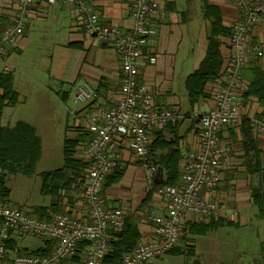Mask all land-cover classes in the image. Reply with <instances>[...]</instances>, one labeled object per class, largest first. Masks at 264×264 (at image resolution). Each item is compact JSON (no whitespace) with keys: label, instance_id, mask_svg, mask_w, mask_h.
<instances>
[{"label":"crops","instance_id":"1","mask_svg":"<svg viewBox=\"0 0 264 264\" xmlns=\"http://www.w3.org/2000/svg\"><path fill=\"white\" fill-rule=\"evenodd\" d=\"M18 1L0 0V37L6 24L15 16ZM87 1L95 6L104 24H118L125 30H130L135 25V20L132 17L134 0ZM157 1L161 11L159 15L149 20L150 25L154 28V34L142 48L144 59L140 66L139 81L145 84L152 93L155 108L176 109L182 114V118L171 125L157 127L149 131L150 147L153 148L150 156L155 166L153 177L150 176L142 159L135 153L132 147V138L127 135L118 136L117 148L113 155L117 160V165L124 172L118 182L106 186L102 190L105 207L121 210L126 219L138 228L141 233V243L150 241L156 236V225L149 218L151 213L166 214L168 211V203L158 194L157 187L165 185L169 170L168 161L172 157V150L180 151L179 177L174 183V185H180L186 164L185 156L188 153L200 151L195 114L199 110L208 112L215 107L214 95L223 80L222 75L216 81L208 83L207 96L195 104L191 103L188 93L190 108L183 112L182 99L176 92H180V85L186 87L188 76L201 66L207 55L211 36V20L205 16L210 26V35L207 38L208 44L205 51L197 61L195 68L184 78L185 80L178 83L176 80L177 61L184 40L183 29L186 27L189 17L180 6L179 0ZM209 2L220 9L224 26L233 28L240 21V13L234 0H210ZM263 36L264 21L259 24L252 37L254 41H258ZM222 40L225 44L230 43L229 38L223 37ZM14 53H17V59L11 56ZM36 53H39L41 66L52 69L50 74L44 73V71L38 74L28 69L27 66L32 63ZM223 53L226 57L223 66L224 74L229 50L223 47ZM149 56L156 59L155 64L150 63ZM6 60L11 66L12 87L18 94L17 104L20 101L29 102L34 94L44 112L48 107L50 108L49 117V114L46 116V114L38 112V120H35L36 117L29 116L17 120L14 125L2 126L0 123V129L4 130H12L19 123H25L34 130L40 139L41 156L35 173L27 177H33L40 165L46 164V169L40 172L42 193L43 173L60 169L64 165L63 159V165L59 168H48L50 160L46 161V157L51 153V147H47L45 144L47 134L57 131V136L54 135L53 138L59 139L60 131L64 129L63 155L65 141L68 138L76 141L75 159L83 162L89 160L87 148L93 137L92 126L95 123L93 117L97 114L96 123H101L103 119L100 114L115 106L120 97V56L110 45L94 40L85 33L84 26L72 3L58 0L51 4L47 0H36L32 14L25 21L23 35L15 45L7 48ZM53 67H55L54 72ZM257 69L264 70V57L250 59L242 70L241 85L237 97V108L242 116V121L238 125L223 127L220 134V143L230 148V160L222 170V180L219 185L214 189H205L202 193V196L207 200L215 201L218 204L219 212L210 218L197 215L186 216L182 224L184 231L181 233L180 244L177 246L180 253L173 255L187 253L188 249H192L194 252L193 247L190 246L193 237L206 236L221 228H233L235 232H238L251 224L253 220L261 219L263 222L262 237L257 235L259 236L258 249L250 251L246 248L243 257L236 264H264V216L261 215L253 200V189L258 186L264 188V136L252 127V136L250 135L251 137L247 139V141L250 140L247 148L242 126L243 120L251 122V119L256 117L264 118V104L258 97L246 95ZM20 75L25 77L26 81L34 82V88H20L17 84ZM84 84L91 85L97 90L98 97L96 99L87 102L76 100L77 90ZM24 90L25 92H23ZM9 106L4 108L0 122ZM48 123L57 124V129H48L46 127ZM169 143L174 144L169 145ZM176 156L177 154L174 157ZM88 169L85 173L81 172V178L76 179L70 191L61 192L57 211L50 208V202L49 205L36 207L35 214L32 215L40 218L36 214L39 211L37 209L47 208L49 215L51 212L68 213L86 219L88 206L84 188L87 183ZM74 174H77V171ZM12 176L14 175L7 177V183ZM191 223H211L213 228L206 233L191 234L188 229ZM21 235L24 234L16 236ZM183 243L187 245L185 248H181ZM54 248V241L39 238L35 247L29 251L42 249L50 254Z\"/></svg>","mask_w":264,"mask_h":264},{"label":"built area","instance_id":"2","mask_svg":"<svg viewBox=\"0 0 264 264\" xmlns=\"http://www.w3.org/2000/svg\"><path fill=\"white\" fill-rule=\"evenodd\" d=\"M36 0H19L16 14L8 22L0 37V75L9 73L7 48L15 45L24 33L25 21L32 14ZM58 0H47L54 4ZM74 5L85 33L92 39L110 45L120 56L121 93L115 106L100 114L102 122L93 117V137L87 148L91 166L88 169L84 195L88 206V217L81 219L68 213L51 212L48 218L27 214L0 197V264H71L69 259L77 255L79 245L85 243L83 261L77 264H104L110 251V234L120 231L126 224L121 210L108 209L102 200V190L108 175L117 165L113 153L117 148V137L132 138V147L142 159L150 176L155 166L150 156L149 131L176 123L182 114L172 108H155L153 95L139 81L143 62V46L154 34L150 19L160 14L157 0H134L132 17L135 25L130 30L114 23L104 24L93 4L87 0H65ZM240 13V21L233 26L230 50L217 89L215 107L208 111H197L196 128L200 139V151L188 153L180 185L157 187L158 194L168 203L166 214L151 213L150 220L156 225V236L140 243L133 251L123 255V264H150L162 255L174 250L180 241L183 220L197 215L210 218L219 212L215 201L202 196L205 189H214L222 180V170L230 160V148L220 143V134L225 126L238 125L242 121L237 108V97L241 85L242 70L250 59L264 57V36L253 40V33L264 21V0H234ZM151 64L154 57H148ZM98 97L91 85H81L76 100L87 102ZM251 126L264 136V118L251 119ZM49 239L55 242L54 250L47 255L20 253L19 249H8L7 244L16 235Z\"/></svg>","mask_w":264,"mask_h":264},{"label":"trees","instance_id":"3","mask_svg":"<svg viewBox=\"0 0 264 264\" xmlns=\"http://www.w3.org/2000/svg\"><path fill=\"white\" fill-rule=\"evenodd\" d=\"M210 0H205L204 13L211 20V36L207 55L201 66L191 73L186 80V88L189 93L190 101L195 104L201 98L207 96V84L216 81L223 75V66L225 64V54L223 47L230 50L229 44H225L223 37H231L233 28L224 26L222 23V14L217 6L210 4ZM230 53V52H229ZM229 56V54H228ZM228 59V57H227ZM246 95L258 97L264 104V70L257 69L252 83L246 91ZM18 102V94L13 90L12 77L10 72L0 75V118L6 106L15 105ZM171 125V124H169ZM243 134L246 139V147L248 148L252 136L251 122L243 120ZM251 135V136H250ZM76 141L66 139L64 148V165L62 168L43 173L42 194L52 198L50 208L57 211L59 206L61 192H68L75 184L76 179L81 178V172L90 168L91 162L79 161L75 159ZM174 143H169L172 145ZM153 152L150 147V155ZM179 150L173 149L168 163V177L165 185H174L179 177ZM177 154L176 157H174ZM174 155V156H173ZM41 156V141L36 136L34 130L25 123H19L12 130L0 129V197L4 203L10 195V188L7 183V177L10 175L22 174L32 176L35 173L36 165ZM259 156V153L256 154ZM171 163V164H170ZM77 171V174H74ZM124 170L116 165L113 171L108 175L105 185L109 186L119 181ZM253 200L259 208L261 215L264 216V192L262 187L253 189ZM36 213L40 218H48L47 208H39ZM40 212V213H39ZM213 228V224H189V232L191 234L206 233ZM187 229V230H188ZM186 230V231H187ZM184 231V229L181 230ZM55 243V242H54ZM110 251L104 259V264H123V255L133 251L141 243V233L138 228L126 219V224L120 231H112L110 234ZM85 243H81L78 248L77 255L69 259L71 264L82 263ZM8 249H16L17 243L14 239L7 244ZM20 253L47 255L46 250L38 249L34 251H26L19 249ZM180 253L176 247L169 254ZM189 256H193L192 249L187 250ZM191 264H198L194 261Z\"/></svg>","mask_w":264,"mask_h":264},{"label":"rangeland","instance_id":"4","mask_svg":"<svg viewBox=\"0 0 264 264\" xmlns=\"http://www.w3.org/2000/svg\"><path fill=\"white\" fill-rule=\"evenodd\" d=\"M180 6L186 11L189 21L184 27V40L181 45L180 55L177 61L176 80L181 83L188 74L195 68L197 61H199L206 45L208 44V36L210 35V26L205 19L204 5L205 0H179ZM15 59L18 58L17 53L11 55ZM56 59L54 61V66ZM28 69L35 71V73L50 74V70L47 67L41 66L39 53L34 55L32 63L28 64ZM53 67V72H54ZM16 71L14 70V73ZM17 84L20 88H34V82L26 81L25 77L20 75ZM180 92L176 93L182 99L183 112H186L189 108L188 92L185 86L180 85ZM25 92V90L23 91ZM53 110V109H52ZM186 110V111H184ZM38 112L50 116V108L48 107L45 112L40 108L38 98L36 95H32L29 102L20 101L15 106H9L5 110V116L1 120V125L7 124L14 125L17 120L22 118H28L29 116L36 117L38 120ZM42 117V116H41ZM48 129H57V124L48 123L46 125ZM64 130V129H63ZM60 131V138H53L57 136L52 132L47 134L45 140L46 146L51 147V153L47 156V160H50L48 168H59L63 165V147H64V131ZM46 169V164L40 165L37 173L33 177H27L21 174L14 175L10 178L8 186L10 188V195L7 202L16 208H19L27 214H35L34 210L38 206L49 205L51 198L41 193V176L40 172ZM263 222L261 219H255L244 229L235 232L233 228H221L216 232L210 233L206 236H196L192 238L193 256H189L187 253L178 255L165 254L152 261L153 264H191L195 260L199 264H236L238 260L243 257V252L247 248L250 251H256L258 249V234L261 236V229ZM262 237V236H261ZM40 237L21 235L16 236L15 240L17 247L21 250H32L35 247L36 242ZM180 242V241H179ZM180 244V243H179ZM187 246L185 243L181 244V248Z\"/></svg>","mask_w":264,"mask_h":264},{"label":"water","instance_id":"5","mask_svg":"<svg viewBox=\"0 0 264 264\" xmlns=\"http://www.w3.org/2000/svg\"><path fill=\"white\" fill-rule=\"evenodd\" d=\"M263 192H264V188H263Z\"/></svg>","mask_w":264,"mask_h":264}]
</instances>
